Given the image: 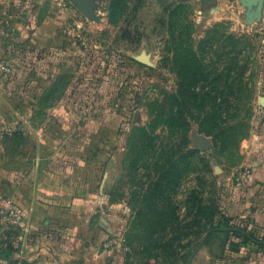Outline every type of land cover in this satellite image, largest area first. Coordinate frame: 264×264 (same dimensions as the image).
<instances>
[{"label": "rangeland", "instance_id": "1", "mask_svg": "<svg viewBox=\"0 0 264 264\" xmlns=\"http://www.w3.org/2000/svg\"><path fill=\"white\" fill-rule=\"evenodd\" d=\"M72 1L0 0V142L76 148L108 210L103 264H186L264 127V5L249 21L239 0Z\"/></svg>", "mask_w": 264, "mask_h": 264}, {"label": "crops", "instance_id": "2", "mask_svg": "<svg viewBox=\"0 0 264 264\" xmlns=\"http://www.w3.org/2000/svg\"><path fill=\"white\" fill-rule=\"evenodd\" d=\"M50 114L60 133L78 130L71 126L70 115L56 107ZM245 144L251 174L237 189L240 198L229 216L234 218L231 225L262 233L264 127ZM12 145L15 152L0 142V196L12 198L24 211L25 229L0 231V264H103L98 247L107 232L102 220L108 210L103 191L96 193L81 174L84 161L75 155L76 148L70 142L37 143L27 145L36 152L30 154L23 149L26 144ZM225 231L218 230L216 240L202 246L191 264H264V248Z\"/></svg>", "mask_w": 264, "mask_h": 264}, {"label": "water", "instance_id": "3", "mask_svg": "<svg viewBox=\"0 0 264 264\" xmlns=\"http://www.w3.org/2000/svg\"><path fill=\"white\" fill-rule=\"evenodd\" d=\"M88 1L89 0H73L74 6L83 14H87L88 11ZM216 0H203L204 7H210L213 6ZM241 5L247 9V19L251 21L252 19L259 20L262 16V8L264 5V0H239ZM196 146L201 150H207L211 147V144L209 141L204 140L203 138H196L195 140ZM218 230H228V231H236L241 232L238 229H215V231ZM212 233L211 231H208L205 233V235L202 237L196 248L192 251L188 261L186 264H191V261L195 254L198 252V250L203 246L204 242L206 241L207 237ZM242 234H245L242 232Z\"/></svg>", "mask_w": 264, "mask_h": 264}, {"label": "built area", "instance_id": "4", "mask_svg": "<svg viewBox=\"0 0 264 264\" xmlns=\"http://www.w3.org/2000/svg\"><path fill=\"white\" fill-rule=\"evenodd\" d=\"M251 171L245 173L249 178ZM14 228L24 230V211L12 198L0 196V231Z\"/></svg>", "mask_w": 264, "mask_h": 264}, {"label": "trees", "instance_id": "5", "mask_svg": "<svg viewBox=\"0 0 264 264\" xmlns=\"http://www.w3.org/2000/svg\"><path fill=\"white\" fill-rule=\"evenodd\" d=\"M200 201L201 200H199V202H198V205L199 206L197 207V213L200 211V208H201ZM233 219H234L233 217L226 216L225 214H222L221 215V222L217 226H215V227L214 226H211L210 228H208L207 232L212 230V233L211 234H215L217 232V231H215V229H220V228H225V229H238L241 232H236V231H225V232L226 233H231V235L234 238L240 239L242 241V243L252 242L255 245H257L258 247L264 248V231L262 233H259V232H250L246 228H237L236 226L231 225V221H233ZM1 232L4 233V231H1ZM242 232H244L245 234H242ZM1 237L2 236L0 234V240H1ZM9 264H16V263L12 262V263H9ZM23 264H25V263H23Z\"/></svg>", "mask_w": 264, "mask_h": 264}]
</instances>
